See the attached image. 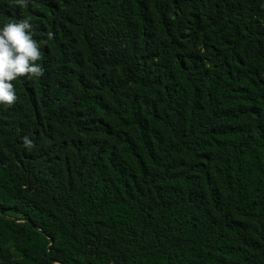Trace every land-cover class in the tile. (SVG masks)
Returning a JSON list of instances; mask_svg holds the SVG:
<instances>
[{
    "label": "trees",
    "instance_id": "trees-1",
    "mask_svg": "<svg viewBox=\"0 0 264 264\" xmlns=\"http://www.w3.org/2000/svg\"><path fill=\"white\" fill-rule=\"evenodd\" d=\"M24 18L0 264H264V0H0Z\"/></svg>",
    "mask_w": 264,
    "mask_h": 264
},
{
    "label": "clouds",
    "instance_id": "clouds-1",
    "mask_svg": "<svg viewBox=\"0 0 264 264\" xmlns=\"http://www.w3.org/2000/svg\"><path fill=\"white\" fill-rule=\"evenodd\" d=\"M25 7L27 0H12ZM32 24L27 18L0 25V104L11 106L17 95L12 81L20 77H40L41 46L33 38Z\"/></svg>",
    "mask_w": 264,
    "mask_h": 264
},
{
    "label": "water",
    "instance_id": "water-1",
    "mask_svg": "<svg viewBox=\"0 0 264 264\" xmlns=\"http://www.w3.org/2000/svg\"><path fill=\"white\" fill-rule=\"evenodd\" d=\"M44 256L46 257L47 256V252L44 253ZM53 262H56L55 260H52Z\"/></svg>",
    "mask_w": 264,
    "mask_h": 264
}]
</instances>
